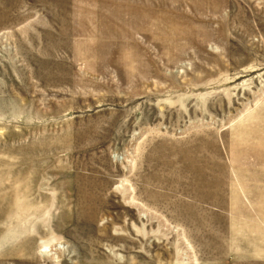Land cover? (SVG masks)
<instances>
[{
  "label": "rangeland",
  "instance_id": "obj_1",
  "mask_svg": "<svg viewBox=\"0 0 264 264\" xmlns=\"http://www.w3.org/2000/svg\"><path fill=\"white\" fill-rule=\"evenodd\" d=\"M0 264H264V0H0Z\"/></svg>",
  "mask_w": 264,
  "mask_h": 264
}]
</instances>
